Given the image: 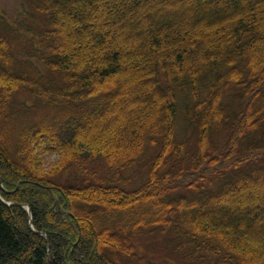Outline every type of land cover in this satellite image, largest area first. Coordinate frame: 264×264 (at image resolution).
Segmentation results:
<instances>
[{"label": "trees", "instance_id": "16d2710c", "mask_svg": "<svg viewBox=\"0 0 264 264\" xmlns=\"http://www.w3.org/2000/svg\"><path fill=\"white\" fill-rule=\"evenodd\" d=\"M121 1L32 0L24 59L0 40V264H264V0H126L111 38ZM19 94L58 115L15 126Z\"/></svg>", "mask_w": 264, "mask_h": 264}, {"label": "rangeland", "instance_id": "374dc122", "mask_svg": "<svg viewBox=\"0 0 264 264\" xmlns=\"http://www.w3.org/2000/svg\"><path fill=\"white\" fill-rule=\"evenodd\" d=\"M155 1V6L153 7V9H159L161 8V3L164 0H152ZM31 3L32 0H0V40H4L6 39L7 42H9V44L11 45L12 43L13 45V52L16 54V56L20 59L23 60V56L21 54H19L18 51V47L15 41V38L13 37V33H15L16 35H26L21 33L17 27L18 25V20H23L22 24L25 25H30L33 26L35 30H37L35 23H33L31 21V18H26L24 16V14L27 12V15L29 16L30 14H35L37 15V13L31 9ZM194 5H196V3H194ZM128 3L126 0H122L120 2L119 5H115L111 10L106 11L105 15L107 16V18H105L104 22H103V26L104 28H106V35L110 36L111 38L117 37L119 34L124 35L126 39H128L129 35L131 34V32H133V28H132V23H126V24H120V26L114 30V29H109V27H107L110 23H113L114 21V15H120L121 12L123 11V9L127 8ZM97 8L96 6L93 7V11L87 13L86 16L82 17L83 19L78 23L81 27H87L88 32L91 34H95L96 30L92 29L91 26H89L90 24L88 23L89 19L91 16L96 17V13H97ZM211 12L212 11H208L207 12H203L202 15H194L193 18V22H197L200 18V16L203 18L202 21H207L208 19H212L211 17ZM92 13V14H91ZM20 15H22V17L20 18ZM26 18V19H25ZM25 19V20H24ZM146 21H150L149 19H146ZM73 29L76 31H80L77 23L73 24ZM26 37H28L29 39H32L31 42H33L34 40H36L34 37H32L30 34H28V36L26 35ZM34 39V40H33ZM11 50V48H10ZM35 102V99L33 97H28L24 94H19L16 96V104L14 106V111H16V117L18 119V121H16V125L15 126H20L21 123L23 124H34L38 121H40L41 119L50 117V116H57L58 115V110H54L52 108H46L45 104L44 106L42 105H36V107L29 111V112H23L22 111V106L26 105H34L33 103ZM42 102V101H41ZM127 102V100L122 102V105H125V103ZM24 104V105H22ZM115 107V106H114ZM121 108H123L121 106ZM114 113V112H113ZM112 113V114H113ZM111 116V115H110ZM105 117L102 121H100L97 124V132H100L102 127L107 124L109 122V120L111 119V117ZM44 157V164L45 167H50L51 164H53L57 159L58 156H56L55 154H49L46 153L45 155H43ZM141 165V164H138ZM138 165H134L132 168L123 171L121 173V175L118 178L117 175V180H119V182L122 183V181H126V183H128L129 188H134V187H138L142 182H144V180L146 179V176L144 175L146 171L141 170V167H139ZM89 169L88 170H95L97 177L100 175H106L107 173V177L111 178L113 176L112 172H105L102 169L99 170L98 172V168H99V162L98 161H91L90 165L88 166ZM124 178H123V176ZM132 174L135 175L134 178L131 179ZM79 175L75 174L72 175L68 181L69 185L72 186H78L79 183ZM84 178V176H83ZM126 179V180H125ZM132 180V181H131ZM71 182V184H70ZM224 217L227 220L229 219V215L228 214H223ZM95 218H93L94 220ZM160 250H158L157 252H159ZM105 257L106 254H105Z\"/></svg>", "mask_w": 264, "mask_h": 264}]
</instances>
